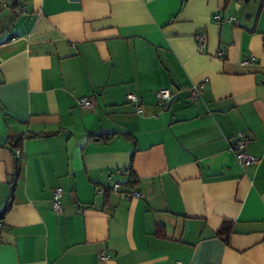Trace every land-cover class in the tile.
Here are the masks:
<instances>
[{
  "label": "crops",
  "instance_id": "obj_1",
  "mask_svg": "<svg viewBox=\"0 0 264 264\" xmlns=\"http://www.w3.org/2000/svg\"><path fill=\"white\" fill-rule=\"evenodd\" d=\"M0 264H264V0H0Z\"/></svg>",
  "mask_w": 264,
  "mask_h": 264
},
{
  "label": "built area",
  "instance_id": "obj_2",
  "mask_svg": "<svg viewBox=\"0 0 264 264\" xmlns=\"http://www.w3.org/2000/svg\"><path fill=\"white\" fill-rule=\"evenodd\" d=\"M24 9L25 7L21 6L20 12H24ZM213 19L217 22L227 23V24H231L234 26L238 24L237 19L231 16L222 18L221 16L216 15L213 17ZM194 40L196 42L197 52L203 53L206 47V43H207L206 36L202 33H197L194 36ZM218 56L221 57L222 53L221 52L218 53ZM155 96L159 102L166 103L172 99L173 94L167 89H160L156 92ZM199 96H200V91L196 86H193L189 89L188 98L191 101H195ZM125 99L127 102L133 104L136 107L137 113H142L143 107L139 105V98L135 94H132V93L126 94ZM78 105L81 109L88 110L91 108L92 103L88 98H81L78 102ZM248 141H249V138L246 135H244L243 133H238L233 138L232 144L230 147L231 150L235 154L237 164L244 168H247V167H250L252 165L259 163V158L251 156L245 152V147ZM19 155H20V152L19 151L16 152V156L18 157ZM110 191L116 195L121 196L124 200H129L133 197L140 196V194L136 191L131 192V193L122 192L121 185L118 183H113L110 188ZM61 198H62L61 189L60 188L54 189L52 192V198H51V209L53 212L59 213L63 210ZM100 258L103 260V259H106L107 256L101 255Z\"/></svg>",
  "mask_w": 264,
  "mask_h": 264
},
{
  "label": "trees",
  "instance_id": "obj_3",
  "mask_svg": "<svg viewBox=\"0 0 264 264\" xmlns=\"http://www.w3.org/2000/svg\"><path fill=\"white\" fill-rule=\"evenodd\" d=\"M38 136L40 137L41 135H38ZM113 136H114V134H105V135H91L90 137L100 139L103 142H107V141L111 140L113 138ZM15 163H16V168H18L17 167V165H18L17 160H15ZM134 184H135V182L132 181V182H130L129 185L134 187ZM14 185H15V181L13 180L12 183L10 184V198L9 199H11V197H12ZM229 231H230L229 226H223L220 228V230L217 232V234L219 237H223L224 240H227V236L229 234Z\"/></svg>",
  "mask_w": 264,
  "mask_h": 264
}]
</instances>
